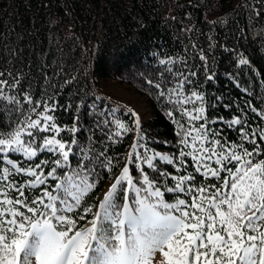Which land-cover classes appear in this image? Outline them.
<instances>
[{
	"label": "snow or ice",
	"instance_id": "snow-or-ice-1",
	"mask_svg": "<svg viewBox=\"0 0 264 264\" xmlns=\"http://www.w3.org/2000/svg\"><path fill=\"white\" fill-rule=\"evenodd\" d=\"M200 59L205 61V55ZM238 64L249 60L240 58ZM196 75L174 73L175 86L146 81L172 106L167 116L178 128L175 153L142 143L134 111L128 110L133 127L117 117L119 109L102 113L103 126L98 122L97 127L109 129L107 141L118 143L134 130L137 139L87 227H78V221L92 208L82 215L77 211L98 183L97 168L111 172L119 160L107 149L95 153L81 146L78 123L60 125L52 114L55 102L6 95L0 84L5 112L8 105H33L28 114L20 113L24 119L15 126L0 123V264H264V159H257L264 157L258 142H264V126L251 130L247 121L233 117L225 123L239 132L240 142L218 138L221 133L207 127L214 121L206 118L204 96L186 88ZM256 114L264 120V111ZM66 132L70 139L62 135ZM246 143L254 147L249 150ZM44 154L48 158L40 159ZM30 190L40 194L29 196ZM165 193L178 194L175 202H166Z\"/></svg>",
	"mask_w": 264,
	"mask_h": 264
},
{
	"label": "trees",
	"instance_id": "trees-1",
	"mask_svg": "<svg viewBox=\"0 0 264 264\" xmlns=\"http://www.w3.org/2000/svg\"><path fill=\"white\" fill-rule=\"evenodd\" d=\"M240 58L249 64L240 66ZM161 59L171 62L161 65ZM176 72L197 73L186 88L204 96L206 118L214 121L207 127L221 133L218 138L240 142L239 132L225 123L233 117L258 131L257 125L264 126L256 114L264 111V0H0V84L5 94L31 96L33 103L55 102L52 114L60 125L71 128L78 123L81 146L95 153L107 149L108 156L119 160L111 172L97 168L98 183L77 215L84 208L93 211L78 227L88 226L137 139L134 130L118 143L107 141L109 129L97 127L98 122L103 126L102 113L119 109L117 117L133 127L128 110L134 111L142 143L161 153L177 151L178 128L167 116L172 106L146 83L151 79L175 86ZM113 84L125 86L133 100L119 97ZM32 106L8 105L10 112L0 107V123L15 126L24 119L20 113L28 114ZM175 118L180 119L178 113ZM258 142L264 149V142ZM78 159L79 153L72 157L73 167ZM161 167L175 173L172 166ZM132 172L139 175L134 167ZM177 195L165 193V201L174 203Z\"/></svg>",
	"mask_w": 264,
	"mask_h": 264
},
{
	"label": "rangeland",
	"instance_id": "rangeland-1",
	"mask_svg": "<svg viewBox=\"0 0 264 264\" xmlns=\"http://www.w3.org/2000/svg\"><path fill=\"white\" fill-rule=\"evenodd\" d=\"M113 90L116 94L119 95V97L124 98V99H128V100H133V98L130 96V91L128 89L125 88V86H118L116 84L112 85ZM156 259L159 260L160 259V255L159 253H157L156 255Z\"/></svg>",
	"mask_w": 264,
	"mask_h": 264
}]
</instances>
